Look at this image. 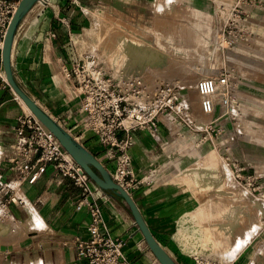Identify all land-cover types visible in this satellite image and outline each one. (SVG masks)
Instances as JSON below:
<instances>
[{
  "label": "rangeland",
  "instance_id": "1",
  "mask_svg": "<svg viewBox=\"0 0 264 264\" xmlns=\"http://www.w3.org/2000/svg\"><path fill=\"white\" fill-rule=\"evenodd\" d=\"M170 4H173L174 11L167 14L164 10ZM218 7L224 9V12L219 11ZM194 8L207 9L215 17L210 40L212 47L216 45L222 48L223 53L218 58L209 47L210 50L203 49L187 62L174 57L175 59L171 58L165 63H150L145 70L133 63L117 68L106 53L107 47L100 41L97 44V37L91 34L97 15L104 12L116 24H120L119 27H125L128 31L136 30L142 40L156 46V25L164 21L191 25L195 19L191 14ZM236 19L242 21L237 23ZM89 25L83 35L75 36L74 41L80 53L90 51L96 54L113 77L142 78L153 95L166 83L175 85L179 91L182 112L165 113L161 116L165 122L162 124L164 132L153 134L151 130L143 129L148 134L150 145L144 161L150 171L143 177L147 181L164 182L180 190V225L184 226L185 219L199 202L215 194L226 200H241L250 204L242 215V224L238 226L242 230L237 228L231 236L232 247L226 253H223L224 250L215 254L216 251L193 248L189 238L184 240L178 234L177 239L183 251L195 259V264H248L244 263L248 260V254L255 257H251L250 261L257 260L258 257L251 253L250 247L264 240L261 236L264 230V0H116L115 3H105L93 8L90 11ZM215 32L220 37L214 36ZM181 63L207 74L190 77L192 70L184 69L180 66ZM223 73L230 79V107H219L217 114L205 116L200 99H195L197 83L203 76ZM74 95L77 98L81 96L76 85ZM213 119H216L214 129L211 125L208 128V122ZM212 151L219 153V171L225 174L226 184L220 191L212 189L201 193L190 187V180L186 176L194 170H206L204 159ZM241 167L245 168L242 173L248 181L251 177L258 181V188L247 187L239 182L233 171ZM0 217L9 222L0 223V264H4L3 251L8 247L12 248V243L17 250L18 239L20 249L32 247L33 225L31 221L14 222L12 217ZM11 227L17 229L13 230Z\"/></svg>",
  "mask_w": 264,
  "mask_h": 264
},
{
  "label": "crops",
  "instance_id": "2",
  "mask_svg": "<svg viewBox=\"0 0 264 264\" xmlns=\"http://www.w3.org/2000/svg\"><path fill=\"white\" fill-rule=\"evenodd\" d=\"M115 1L37 0L17 29L11 56L15 77L66 128H70L81 101L74 95V82L65 74V69L71 65L79 51L74 41L75 36L83 35L89 28L90 11L93 8ZM0 62L3 65L1 55ZM26 111L28 109L12 86L0 87V185L3 181L11 183L14 189L12 195L17 199L16 202H6L8 214L2 216L12 217L14 222L31 221L33 225L32 247L20 249L18 239L17 250L12 243V248L8 247L3 251V262L90 264L78 256V241L91 237L88 229L90 210L87 206L78 207L83 196L82 188L71 177L61 175L53 164H49L46 171L33 183L17 182L18 173L12 169L13 159L17 154L13 143L16 141L18 118ZM163 130L162 125L160 133ZM78 132L72 131L112 174L114 164L107 159V147L100 144L93 133L79 136ZM132 135L133 163L139 176L143 177L150 171L144 163L146 153L150 150L148 134L145 130L138 129ZM145 178L130 193L151 231L178 264H195V259L183 251L177 239L181 227L180 190L167 183L150 182ZM98 202L103 208L106 225L104 232L124 242L123 252L126 258L137 264H162L149 246L124 199L104 189ZM2 206L0 203V211H3ZM33 216L37 217V224ZM262 233L261 236L264 237V230ZM262 241L250 247L251 253L258 257L253 260L255 264H264V240ZM251 257L253 256L248 254V260L244 263L252 264L253 261L249 260Z\"/></svg>",
  "mask_w": 264,
  "mask_h": 264
},
{
  "label": "built area",
  "instance_id": "3",
  "mask_svg": "<svg viewBox=\"0 0 264 264\" xmlns=\"http://www.w3.org/2000/svg\"><path fill=\"white\" fill-rule=\"evenodd\" d=\"M19 2L20 0H0L1 56L6 34ZM235 10L237 11V8ZM241 21L236 19L237 23ZM3 71L0 62V87L5 88L10 84ZM65 74L78 87L81 95L80 104L71 120L70 128L67 129L71 133L73 130L79 131V136L93 133L99 143L107 147V159L114 164L113 178L130 192L143 181L133 163L132 132L149 129L154 134H160L162 124L165 123L161 116L165 113L182 112L178 89L175 85L166 83L153 95L142 78L113 77L101 64L99 57L90 51H78L71 65L65 69ZM230 86V79L225 73L199 79L197 90L201 95L200 105L204 115H215L219 107H230ZM219 91L221 98L215 99L214 96ZM215 123L216 119L209 121L208 128L214 129ZM13 144L17 154L13 159L12 169L18 173L19 184L37 181L48 165L53 164L61 175L71 177L75 184L82 188L83 196L78 207L87 206L90 210L88 229L91 237L78 241L80 259L90 264H137L126 258L123 252L124 242L121 239L112 238L104 232V213L98 202L104 194V189L33 113L26 111L19 116L16 141ZM243 169L245 168L241 167L233 171L239 182H243L247 187L258 188V181L252 177L248 181L242 173ZM13 190L11 183H1L0 203L3 205V211H0V215L8 214L6 202L17 201L12 195Z\"/></svg>",
  "mask_w": 264,
  "mask_h": 264
},
{
  "label": "bare ground",
  "instance_id": "4",
  "mask_svg": "<svg viewBox=\"0 0 264 264\" xmlns=\"http://www.w3.org/2000/svg\"><path fill=\"white\" fill-rule=\"evenodd\" d=\"M172 5L173 4H170L164 10L167 12V14L174 11ZM218 10L224 12V9H220V7H218ZM106 14L107 13L104 14V12H101L99 15H97L95 27L91 34L97 37V44H99L100 41L101 44L107 47L108 51L106 53L109 54L112 64L117 66V68H121L133 63L136 64L139 69L145 70L148 68L150 63L154 65L160 61L165 63L171 58H176L178 60L180 58L184 59V62H187L190 58H193L196 53L199 54L203 49H211V52H215L214 54L217 56V58L223 53L221 51V47L216 45L212 47L213 45L210 38L215 17L207 9L194 8L191 14L195 17V19L192 20L191 25L181 22H162L161 20L160 21L162 23H155L157 24L156 46L154 44L150 45V42L146 43V41L142 40L138 35L139 32L136 30L133 29L128 31L125 27H119L120 24H116L114 19ZM167 16L164 18L167 19ZM214 36L218 38V32H215ZM221 44L223 45V43ZM214 65H212V67H215ZM180 66H183L184 69L192 70L190 72L191 74L189 73L190 77L207 74L205 71L201 72L198 69H190L188 64L185 63H181ZM3 73L4 77L8 81L5 69ZM221 91L215 94V99L221 98ZM16 94L28 111L33 113L38 118L37 114L33 111L29 104L17 92ZM198 98L201 100V95L199 92L195 94V99ZM217 152L212 151V154L204 159L206 170H194L192 173L186 176V179L188 181L190 180V187L201 193H204V191H210L212 189L218 191L222 190L224 184H226L224 181L225 174H221L219 171L221 162L219 153ZM215 195H209L210 197L199 202L196 208L194 207L195 210L185 219L184 226L183 224L181 225L179 235L184 240L189 238L193 248L216 251L215 254H218L220 250H224L223 253H226L228 249H231V236H233L237 231V228L242 221V215L246 213L248 210L247 207L250 204L241 200H226L223 199L221 195ZM33 220L37 224L36 216H33ZM6 222L9 224L8 221H5L4 218L0 217V223L6 224ZM244 227L246 228V226ZM11 228L13 229V227Z\"/></svg>",
  "mask_w": 264,
  "mask_h": 264
},
{
  "label": "water",
  "instance_id": "5",
  "mask_svg": "<svg viewBox=\"0 0 264 264\" xmlns=\"http://www.w3.org/2000/svg\"><path fill=\"white\" fill-rule=\"evenodd\" d=\"M36 1L37 0H20L19 6L12 17L6 34L2 59L10 86H12V88L29 104L38 118L56 135L66 150L72 154L75 160L98 185L105 190L116 193L128 203L137 224L160 262L162 264H178L151 231L132 194L120 183L115 181L105 164L92 151L77 140L63 124L46 111L17 81L12 67L11 56L13 41L21 20Z\"/></svg>",
  "mask_w": 264,
  "mask_h": 264
}]
</instances>
